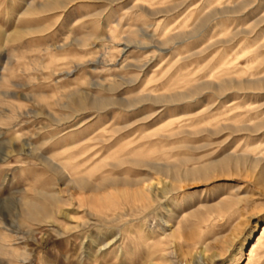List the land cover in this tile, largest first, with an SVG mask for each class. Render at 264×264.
<instances>
[{
	"label": "rangeland",
	"instance_id": "374dc122",
	"mask_svg": "<svg viewBox=\"0 0 264 264\" xmlns=\"http://www.w3.org/2000/svg\"><path fill=\"white\" fill-rule=\"evenodd\" d=\"M50 1L0 0V264H264V0Z\"/></svg>",
	"mask_w": 264,
	"mask_h": 264
},
{
	"label": "bare ground",
	"instance_id": "6f19581e",
	"mask_svg": "<svg viewBox=\"0 0 264 264\" xmlns=\"http://www.w3.org/2000/svg\"><path fill=\"white\" fill-rule=\"evenodd\" d=\"M53 3H61L60 0H54L53 1H50L46 4H44L42 7L44 9H50L49 7L53 6ZM231 84H236L233 80H225V81H222L221 83L219 84H215V83H207L206 85L210 86V87H213L215 90H222L224 89L225 87L231 85ZM238 86H244V85H249L250 87H260L262 85H264V78L263 79H258V80H253L251 82H240L237 84ZM198 88V87H197ZM85 99V98H84ZM169 99V98H168ZM95 104H99L100 103V100H95L94 101ZM264 126V123H260V124H256L254 125L253 127H245V128H240L238 130H258V129H261L262 127ZM227 143V142H226ZM262 145V144H261ZM252 152L256 155L255 157H253V159L251 158V155L249 154V152H246L245 154H243V156H236V155H233L231 154V156L236 159H242L241 157H243L244 159H250L251 161H253L252 163V166L251 168H253L254 171H257V169H259V177H264V153H260V151L258 152V150L256 151V149H252ZM228 156V154H227ZM231 156L229 158H231ZM234 158V159H235ZM228 159V158H227ZM236 162V161H235ZM239 162V161H237ZM146 165H149L151 166L154 171H156L157 174H162L164 175L165 177L167 178H170L172 181H181L184 176H190L191 174H193L194 172L196 171H201L202 169H198V170H193V169H185L182 167V162L181 161H173V162H168V163H165V164H158V163H151V164H146ZM223 165V164H222ZM218 166V164H217ZM240 166V165H239ZM208 167V166H207ZM201 173V172H200ZM70 180V179H69ZM73 181V183L75 182L76 184H79L82 180L81 178L77 179V180H71V182ZM143 182H145L146 180H142ZM54 198L53 196L51 197L50 196V199ZM49 199V197H48ZM30 205L33 207V208H36L37 205L33 204V203H30ZM31 211V210H30ZM23 215L26 217H32L33 214L31 212H28V211H24ZM261 242V238L258 240V242L256 244L253 245L251 251L253 249H255L258 244ZM243 252V248L240 249L239 253H238V256H241Z\"/></svg>",
	"mask_w": 264,
	"mask_h": 264
}]
</instances>
